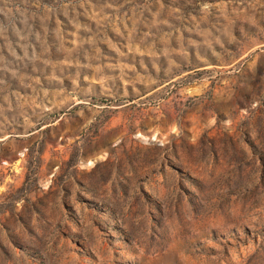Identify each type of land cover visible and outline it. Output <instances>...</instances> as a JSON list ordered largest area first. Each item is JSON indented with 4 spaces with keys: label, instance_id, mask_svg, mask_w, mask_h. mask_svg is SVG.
<instances>
[{
    "label": "rangeland",
    "instance_id": "rangeland-1",
    "mask_svg": "<svg viewBox=\"0 0 264 264\" xmlns=\"http://www.w3.org/2000/svg\"><path fill=\"white\" fill-rule=\"evenodd\" d=\"M0 264H264V0H0Z\"/></svg>",
    "mask_w": 264,
    "mask_h": 264
}]
</instances>
